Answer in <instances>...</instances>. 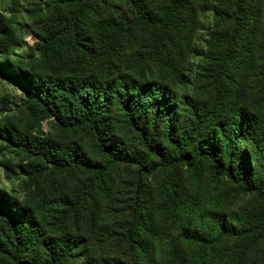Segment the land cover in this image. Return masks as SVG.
<instances>
[{"label": "trees", "instance_id": "1", "mask_svg": "<svg viewBox=\"0 0 264 264\" xmlns=\"http://www.w3.org/2000/svg\"><path fill=\"white\" fill-rule=\"evenodd\" d=\"M148 1L132 0L138 8L125 22L111 14L109 0H39L38 69L28 70L12 61L18 39L0 0V77L22 90L30 117L53 118L91 143L87 151L0 125V139L25 161L87 178L59 199L65 209L54 229L42 204L0 189V264H264L261 3L236 0L231 11L234 0ZM202 19L211 24L209 39L195 55ZM139 27L152 42L122 55L121 41ZM192 56L202 62L197 77ZM200 88L214 93L215 110L196 103L191 93ZM134 138L142 147H133ZM177 166L187 180L152 183ZM120 170L134 172V191L125 221L112 230L122 257L111 259L90 251V241H108L85 233L105 221L95 210ZM206 173L236 188L230 196L252 198L256 209L230 215L222 209L228 196L215 209L203 203L198 185Z\"/></svg>", "mask_w": 264, "mask_h": 264}, {"label": "rangeland", "instance_id": "2", "mask_svg": "<svg viewBox=\"0 0 264 264\" xmlns=\"http://www.w3.org/2000/svg\"><path fill=\"white\" fill-rule=\"evenodd\" d=\"M109 1L116 7L112 9L111 14L118 20L131 22L134 19V14L138 8L136 4L138 3H133L132 0ZM144 1H146V5H149L148 0H141V2ZM235 1L229 6L231 11H234L236 8ZM259 2L262 6L261 20L264 23V0H259ZM38 6L39 0H4L3 10L5 11V16L13 24L14 33L18 39V46L15 49V54L12 56V61L14 64L28 70L38 69L37 44L41 23V19L35 16ZM200 25L199 40L191 47V53L195 55H200L201 49L206 51L209 39L208 30L211 24L209 25L206 20L202 19ZM151 42L152 34L145 28L139 27L135 30L132 37L121 41L120 51L122 55H129L143 50ZM199 59V57L195 58L194 56L190 58V62L194 63V77H197L201 72L200 66L202 62ZM193 90L196 93L191 94L196 97V103L206 105V110H215L216 100L214 93H210L203 88ZM4 123H12L21 131L32 132L44 140H52L67 146L75 143L84 150H90L91 143L85 132L79 131L74 133L63 131L55 119L45 115L30 117L24 111V95L22 90L0 77V125ZM131 144L133 147H142L138 138L132 139ZM12 149L8 147L6 141L0 139V189L8 192L19 201L42 204L51 223L50 229H54L53 227L60 223V213L65 209L58 203L59 199L64 196V193L74 190L77 186L78 188L81 187L87 182V178L83 176L78 177L74 173H56L52 168H47V165L41 161H37L36 164L30 163L29 161H25L22 156L13 152ZM35 166L43 169L41 172H38ZM24 170L27 172L25 173ZM132 173L133 175H130L127 171L120 170L121 179L117 182L113 191L110 192L108 198L100 196L103 200L101 198L100 203L97 205L100 208L96 209L95 212H99L100 219L105 221L94 228L90 227L85 233L86 237L91 238L95 236L93 234L94 231L98 234V238L108 241L104 243L103 247L97 246L93 240L90 241V251L97 256L104 255L111 259L122 257L120 256V247L115 241H111L113 236L116 235L114 234L116 232H112V230L119 231L118 227L120 223L124 222L127 216L125 215L128 207L127 201L131 198V193L134 191L132 183H134L135 174L134 172ZM170 177L175 179L185 178L187 180L186 169L177 166V168L172 170L171 176L165 172L159 173L152 183L156 187H161L162 183L166 182ZM227 185L224 181L214 182L212 177L206 173L198 185V187L201 186V189H199L201 190L200 199H202L203 203H208L210 208L215 209L218 205V199L220 200L221 197L228 196V200L222 205V209L228 212L231 211L230 215H239L241 210L246 207L256 209L257 202L252 200V198L230 196L228 193H236V188ZM38 189L40 192H38ZM89 211L93 210L89 209ZM105 224L110 225L107 230L111 231V234L105 232ZM170 228V226L164 225L162 227L163 233L169 235L172 232ZM101 235H104L105 238H101ZM239 246L240 244L238 243ZM166 264H172V260L169 261L167 258Z\"/></svg>", "mask_w": 264, "mask_h": 264}]
</instances>
